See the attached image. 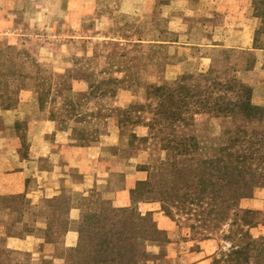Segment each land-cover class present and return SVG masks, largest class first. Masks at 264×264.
<instances>
[{
	"label": "rangeland",
	"instance_id": "374dc122",
	"mask_svg": "<svg viewBox=\"0 0 264 264\" xmlns=\"http://www.w3.org/2000/svg\"><path fill=\"white\" fill-rule=\"evenodd\" d=\"M260 50L264 0H0V264H70L85 222L142 236L135 264L264 238V166L237 163L264 137Z\"/></svg>",
	"mask_w": 264,
	"mask_h": 264
},
{
	"label": "trees",
	"instance_id": "16d2710c",
	"mask_svg": "<svg viewBox=\"0 0 264 264\" xmlns=\"http://www.w3.org/2000/svg\"><path fill=\"white\" fill-rule=\"evenodd\" d=\"M164 91L165 89L160 88L158 92L162 93ZM253 110L257 109L253 108ZM262 123H264V120ZM258 136L259 134L255 131L251 135H246L248 140H245L246 144L244 146L250 144V148L245 149L243 154L237 156V163L242 167L241 170H238L241 174L248 173V167H251L253 162H257L258 166L259 164L264 166V137ZM184 151L188 152L189 150L185 149ZM233 157V154L224 149L216 164H219L218 173L223 187L228 194H234L233 201H236L242 187L232 178ZM249 173L264 179V173ZM81 225L80 245L74 254L70 255V264H79L81 256V264H135L144 257L141 246L138 244V241L143 238L142 236L136 238L135 241H131L129 237L124 238V234L115 229L116 224L113 222L110 223L108 228H104L106 230H103L101 234L100 232L96 233L97 228L95 227L87 228V222ZM121 228L123 229V227ZM99 234V238H95ZM250 239L249 243L232 247L231 251L224 255L222 261L225 264H264V238Z\"/></svg>",
	"mask_w": 264,
	"mask_h": 264
},
{
	"label": "crops",
	"instance_id": "0c3cea01",
	"mask_svg": "<svg viewBox=\"0 0 264 264\" xmlns=\"http://www.w3.org/2000/svg\"><path fill=\"white\" fill-rule=\"evenodd\" d=\"M245 18V17H244ZM247 19H248V23H251V24H249V25H245V27H244V33L245 34H247L248 32H251V29H252V32L254 31L253 29L254 28H251V25L254 23V17L252 16V15H248V17H246ZM242 19V17H239V16H237V17H235V18H231V20L233 21V23L235 22V21H240ZM255 25V24H254ZM241 32V31H240ZM238 46H237V48L240 46V44H239V42H238V44H237ZM245 46L244 47H246V48H248V49H251V47H252V42H251V40L250 41H248V43H247V41L245 42V44H244ZM259 52H261L262 54H264V51H259Z\"/></svg>",
	"mask_w": 264,
	"mask_h": 264
}]
</instances>
